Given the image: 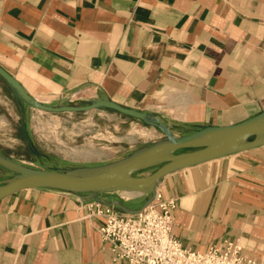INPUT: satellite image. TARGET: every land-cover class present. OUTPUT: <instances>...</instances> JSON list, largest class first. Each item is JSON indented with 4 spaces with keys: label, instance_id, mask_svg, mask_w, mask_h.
<instances>
[{
    "label": "crops",
    "instance_id": "1",
    "mask_svg": "<svg viewBox=\"0 0 264 264\" xmlns=\"http://www.w3.org/2000/svg\"><path fill=\"white\" fill-rule=\"evenodd\" d=\"M0 65L44 103L111 99L155 114L176 135L235 124L264 110V0H0ZM15 103L0 76V117L8 120ZM28 107V117L32 108L45 111ZM103 109L114 110L90 111ZM41 113V123L56 117ZM27 122L39 144L41 131ZM70 124L60 125L66 137ZM141 131L113 145L89 140L64 156L40 136L44 156L34 161L44 169L95 166L165 137L152 125ZM8 173L0 166V180ZM158 191L178 202L173 234L183 247H239V256L264 260V145L171 172ZM102 198L29 188L1 199L0 264H130L103 239L97 202L132 210L145 196Z\"/></svg>",
    "mask_w": 264,
    "mask_h": 264
},
{
    "label": "water",
    "instance_id": "2",
    "mask_svg": "<svg viewBox=\"0 0 264 264\" xmlns=\"http://www.w3.org/2000/svg\"><path fill=\"white\" fill-rule=\"evenodd\" d=\"M0 76L17 98L23 117V131L32 152L44 155L34 146L27 122V107L50 112H81L109 108L144 121L162 130L165 137L138 147L127 156L95 166L53 169L36 168L0 151V166L12 176L0 180V200L29 188H52L74 193H91L100 200L105 193L125 191L145 196L139 209H128L120 201L108 205L132 214L140 212L155 198L159 182L171 172L185 169L226 155L264 145V110L242 122L208 125L176 135L170 124L155 114L120 104L111 99H94L80 104L52 105L38 100L2 65ZM151 174H142L148 170ZM102 196V197H101Z\"/></svg>",
    "mask_w": 264,
    "mask_h": 264
},
{
    "label": "built area",
    "instance_id": "3",
    "mask_svg": "<svg viewBox=\"0 0 264 264\" xmlns=\"http://www.w3.org/2000/svg\"><path fill=\"white\" fill-rule=\"evenodd\" d=\"M177 206L175 198H165L157 191L154 200L138 213H122L114 205L97 202L96 214L104 217L103 239L116 258L130 264H264V260L239 256V247L232 253L216 247L206 252L183 247L173 234Z\"/></svg>",
    "mask_w": 264,
    "mask_h": 264
},
{
    "label": "rangeland",
    "instance_id": "4",
    "mask_svg": "<svg viewBox=\"0 0 264 264\" xmlns=\"http://www.w3.org/2000/svg\"><path fill=\"white\" fill-rule=\"evenodd\" d=\"M13 106V115H8V120L0 117V147L5 148L9 154L25 161L28 165L39 168L40 163L34 161L35 155L30 149L23 134L22 108L18 106L17 103L13 104ZM28 108L29 107H27V118L33 120L32 124L34 130L41 131L36 134V137L38 136L36 140L39 144L35 143V136L33 138L30 133L34 146L38 150L42 148L41 144L43 142L39 139L40 136H42L44 141L49 143L48 147L44 148L49 150V147H51L54 152L58 150L60 156H64L66 150L79 149L80 145H84L89 140L113 145L114 139L119 140L120 136L139 134L138 132L142 133L141 129L143 126H147V124L140 119L108 109L74 113L51 112V114L56 117L41 123L39 119L40 117L42 118V116L39 117V115L42 114L41 112L44 113L45 111L32 108L30 110V117H28ZM36 115L38 116L37 120H35L36 118L34 119ZM68 115H70V117H68ZM67 120H69V124L71 123L69 126L71 132L68 137H66L67 133L65 134L60 126L63 121ZM112 133L115 134V136H113ZM38 145L41 148H39ZM53 156L55 157L53 160L61 163V160L56 158L58 155L54 154ZM48 162H50L49 159ZM148 171H153V169ZM8 174L12 176L13 173ZM130 203L137 204L134 201Z\"/></svg>",
    "mask_w": 264,
    "mask_h": 264
},
{
    "label": "bare ground",
    "instance_id": "5",
    "mask_svg": "<svg viewBox=\"0 0 264 264\" xmlns=\"http://www.w3.org/2000/svg\"><path fill=\"white\" fill-rule=\"evenodd\" d=\"M126 194H128V195H132V194H134V193H132V192H126Z\"/></svg>",
    "mask_w": 264,
    "mask_h": 264
}]
</instances>
